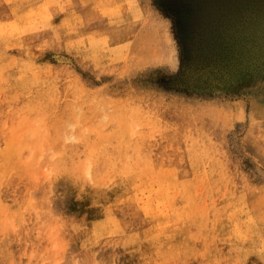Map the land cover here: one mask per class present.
Returning <instances> with one entry per match:
<instances>
[{"label": "rangeland", "instance_id": "374dc122", "mask_svg": "<svg viewBox=\"0 0 264 264\" xmlns=\"http://www.w3.org/2000/svg\"><path fill=\"white\" fill-rule=\"evenodd\" d=\"M0 264H264V0H0Z\"/></svg>", "mask_w": 264, "mask_h": 264}]
</instances>
